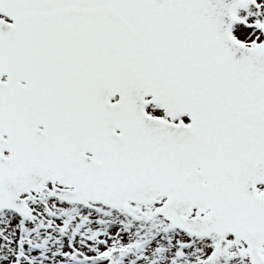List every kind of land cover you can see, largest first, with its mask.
I'll list each match as a JSON object with an SVG mask.
<instances>
[{
    "label": "snow or ice",
    "instance_id": "1",
    "mask_svg": "<svg viewBox=\"0 0 264 264\" xmlns=\"http://www.w3.org/2000/svg\"><path fill=\"white\" fill-rule=\"evenodd\" d=\"M0 264H264V0H0Z\"/></svg>",
    "mask_w": 264,
    "mask_h": 264
}]
</instances>
